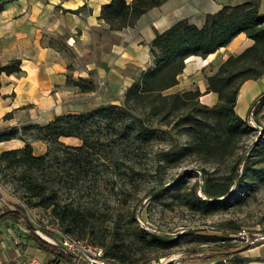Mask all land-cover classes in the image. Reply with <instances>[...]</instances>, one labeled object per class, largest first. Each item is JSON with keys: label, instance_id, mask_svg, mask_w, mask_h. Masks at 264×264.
I'll list each match as a JSON object with an SVG mask.
<instances>
[{"label": "trees", "instance_id": "16d2710c", "mask_svg": "<svg viewBox=\"0 0 264 264\" xmlns=\"http://www.w3.org/2000/svg\"><path fill=\"white\" fill-rule=\"evenodd\" d=\"M8 1L0 0V9ZM162 1L110 0L101 5L98 17L108 25V31L121 30ZM259 1L225 4L215 13L207 14L201 27L183 18L163 31H156L149 47L152 65L132 81L120 103L61 114L44 126L24 128L22 134L45 142L46 151L34 154L29 141L23 147L0 151V173L16 171L23 190L40 201L54 192L55 182L60 184L68 179L74 186L90 178L95 183V174L104 168H110L112 175L119 179L133 180L146 172L149 141L159 133L167 135L177 149L171 157L164 156L165 162L179 165L190 159L199 164L201 185L195 179L189 187L186 186L187 178L197 177L192 169L184 171L181 179L171 178L169 186L176 190L175 203L201 214L246 204L250 182L264 171V134L258 136V142L246 154L239 148L243 137L257 130L255 126H260L257 115L264 105V91L250 103L245 118L238 116L235 108L241 85L264 75V11H260ZM79 10L67 11L77 13ZM239 33L250 38L252 44L242 52L228 56L213 74L206 77L205 92L217 94L215 104H202L199 101L202 93L197 88L166 92L178 83V76L189 56L205 58L226 46ZM20 65L19 59L0 65V74L19 73ZM66 82L81 91L94 88L91 81L85 82L82 78L72 80L67 76ZM250 117L256 125L250 122ZM16 133L15 129L4 131L0 133V140L12 138ZM61 137H76L80 143L66 145L60 141ZM58 160H61L59 171L54 165ZM208 166H213L212 171ZM164 184L160 181L151 187L147 192L149 199H156L158 191L155 190ZM41 204L50 208L62 232L77 236L78 231L86 227L88 213L80 208L53 200ZM6 219L25 224L32 240L42 250L65 261L70 260L57 246L34 232L22 206L9 208L4 203L0 208V224ZM130 223L134 226L133 242L140 249L164 248L169 242L140 228L133 214ZM49 235L55 238V235ZM94 242L113 262L138 264L127 252L131 245L123 246L122 238L117 240L113 236L101 235ZM227 246L235 247L222 245L208 252L195 253L193 255L198 257L195 261L224 256L227 252L223 247Z\"/></svg>", "mask_w": 264, "mask_h": 264}, {"label": "crops", "instance_id": "0c3cea01", "mask_svg": "<svg viewBox=\"0 0 264 264\" xmlns=\"http://www.w3.org/2000/svg\"><path fill=\"white\" fill-rule=\"evenodd\" d=\"M109 1L9 0L0 9V65L21 60L19 73L0 74V133L17 131L14 137L0 140V151L23 147L26 141L33 150L36 142L45 147V142L23 135L24 128L44 126L58 115L85 112L101 104L116 103L114 99L122 100L132 81L152 65L149 47L156 31H163L183 18L201 27L207 14L225 4L245 0H163L143 12L131 26L112 31L98 17L101 5ZM75 9L80 10L67 11ZM259 9L264 11V0L259 1ZM71 37L73 43L68 42ZM251 44L250 38L239 33L205 58L189 56L178 83L166 92L197 88L202 93L199 101L212 106L217 102V94L205 92L206 77L228 56ZM86 53L90 57L83 61L82 72L78 71L76 59ZM67 76L91 81L94 88L81 91L66 82ZM263 81L264 75L241 85L235 108L243 94L246 103L241 111H236L241 118H245L253 99L264 91L260 86ZM64 140L79 142L76 137L60 138ZM4 203L0 195V208ZM31 256L49 261L53 255L35 244L25 224L3 221L0 264H19Z\"/></svg>", "mask_w": 264, "mask_h": 264}, {"label": "rangeland", "instance_id": "374dc122", "mask_svg": "<svg viewBox=\"0 0 264 264\" xmlns=\"http://www.w3.org/2000/svg\"><path fill=\"white\" fill-rule=\"evenodd\" d=\"M89 57L86 53L76 59L78 71L82 72L83 61ZM260 86L264 87V81ZM240 90L241 87L239 92ZM239 98L236 109L238 112L246 103L243 94ZM114 100L116 103L121 101ZM257 118L260 120V126H255L257 130L251 131L240 142L239 151L244 150L245 154L258 142L255 139L264 134V131H261V126H264V105ZM250 122L256 125L252 117ZM79 143L80 141L72 140L63 142L66 145ZM148 149L150 152L146 162L147 170L133 180L119 179L112 175L110 168H104L95 174V183L90 178L83 184L74 186L68 179L60 184L55 182L54 192L40 201L28 196L23 190L17 180L16 171L6 170L3 174L0 173V195L9 208L22 206L37 231L48 237H52L49 233L56 235L62 232V229L52 217L50 208L41 203L50 200L70 203L88 213L86 227L78 231L79 235L71 236L92 244H95V239L101 235L113 236L117 240L122 238L123 246L131 245L127 252L138 264H160L168 258H177L175 262L181 264H264V171L250 182L246 204L234 205L212 214H201L175 203L173 196L176 190L169 186L172 177L174 180L181 179V174L190 169L197 173V177L187 178L186 186L189 187L195 179H198L201 185L199 164L190 159L180 162L179 165L165 162L164 156L171 157L177 151L165 134L156 133L149 141ZM45 151L46 146L42 143H34V154H42ZM60 161L54 162L58 171L61 169ZM212 169L213 166H208L209 171ZM160 181L165 184L155 190L158 191L156 199H149L147 192ZM168 186L170 188H167ZM132 214L140 228L169 241L164 248L140 249L133 242L134 226L130 223ZM34 232L36 233V230ZM222 245L235 247H223L227 252L224 256L217 255L213 259L195 261L198 257L193 254L208 252ZM175 262L166 264H176Z\"/></svg>", "mask_w": 264, "mask_h": 264}, {"label": "built area", "instance_id": "2783aa9c", "mask_svg": "<svg viewBox=\"0 0 264 264\" xmlns=\"http://www.w3.org/2000/svg\"><path fill=\"white\" fill-rule=\"evenodd\" d=\"M74 39H68L69 43H73ZM36 233L46 242L57 246L60 251L70 257L69 261L62 258L52 256L51 260L43 261L36 257H27L19 264H125L117 263L107 259L104 255L103 248L92 244L88 241L77 239L64 232H58L54 237L42 235L36 230ZM244 233V232H243ZM174 260V261H173ZM177 261V258H168V260L160 262V264L172 263ZM181 264L180 262H175Z\"/></svg>", "mask_w": 264, "mask_h": 264}, {"label": "water", "instance_id": "95a60500", "mask_svg": "<svg viewBox=\"0 0 264 264\" xmlns=\"http://www.w3.org/2000/svg\"><path fill=\"white\" fill-rule=\"evenodd\" d=\"M257 139H258V138H256L255 141H256ZM32 227H33V230H37V228H36L35 226L32 225Z\"/></svg>", "mask_w": 264, "mask_h": 264}]
</instances>
